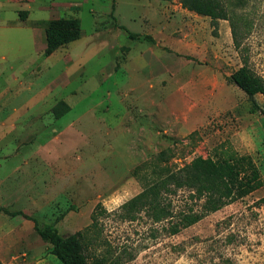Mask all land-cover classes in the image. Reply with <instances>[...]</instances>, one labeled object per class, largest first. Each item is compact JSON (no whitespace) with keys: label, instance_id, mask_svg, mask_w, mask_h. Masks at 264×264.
Returning a JSON list of instances; mask_svg holds the SVG:
<instances>
[{"label":"rangeland","instance_id":"obj_1","mask_svg":"<svg viewBox=\"0 0 264 264\" xmlns=\"http://www.w3.org/2000/svg\"><path fill=\"white\" fill-rule=\"evenodd\" d=\"M178 3L0 0V208L73 233L92 222L98 204L115 211L137 194L131 170L160 150L175 168L226 144L253 157L258 189L176 234L143 213L130 221L98 214L86 252L91 261L126 246L134 258L123 264H264V97L228 80L242 65L229 22L213 34L207 16L174 19L169 8ZM112 6L139 33L150 23L130 19L155 11L154 42L114 27ZM248 13L249 66L264 79V0H251ZM58 17H78L83 33L45 55V28ZM95 36L108 47L88 46ZM186 194L174 197L175 212ZM0 231L1 264H61L31 219L0 211Z\"/></svg>","mask_w":264,"mask_h":264},{"label":"trees","instance_id":"obj_2","mask_svg":"<svg viewBox=\"0 0 264 264\" xmlns=\"http://www.w3.org/2000/svg\"><path fill=\"white\" fill-rule=\"evenodd\" d=\"M179 1L186 10L209 17L213 34H216L220 20L229 22L232 43L241 57L242 65L230 74L228 80L251 98L257 94L264 97V79L250 68L248 47L244 43L252 26L248 15L251 0ZM113 10L114 6L110 13L114 27L128 38L133 41L154 42L151 35L132 31L121 24L113 15ZM81 34V21L78 17L51 19L45 28L44 54L53 53L64 44L77 40ZM197 132L194 130L188 136ZM167 162L166 151L160 150L153 158L136 165L131 173L141 184V190L115 211H107L98 204L91 215L92 222L73 233L61 234L54 222L39 221L22 211H8L4 208H0V211L11 216L21 214L31 219L34 231L49 245V252L61 264H123L134 258V253L126 249V246L116 255L107 251L89 260L86 251L90 238L87 236L99 232L98 214H113L120 220L130 221L143 213L153 223L166 221L168 225L165 230L169 234H176L207 214L243 198L258 189L263 182L253 157L226 144L214 147L212 155L196 156L180 167H171ZM179 190L187 191L185 207L175 212L173 200ZM258 203L264 204V195L258 199Z\"/></svg>","mask_w":264,"mask_h":264},{"label":"crops","instance_id":"obj_3","mask_svg":"<svg viewBox=\"0 0 264 264\" xmlns=\"http://www.w3.org/2000/svg\"><path fill=\"white\" fill-rule=\"evenodd\" d=\"M147 2H149V0H147ZM156 4L159 5V3H157V1H156ZM169 9L172 10V13L171 14H172V16H173L174 19H177L178 18L177 17V16H179L178 13H181L182 14V12H184V11L191 12V11H188L185 8H183L180 3H178V5L171 4V7ZM177 9H179V10H177ZM143 10L144 9H141V12L140 13H136L135 17L134 18H131L130 21L135 23V22H137L139 20L141 22H143V21L145 22V20H146L147 22H145V23H148L149 22L151 24V25L149 24V28H152V29L150 30V32L145 31L144 33L151 35L155 39V30L157 29V27L152 26L153 19H155V16H154V12L155 11H153L151 9V10L148 11V14L146 13L147 15H143ZM143 18H144V20H143ZM164 28H166L165 27V24H164ZM132 31H135V30H132ZM151 32H153L154 34H151ZM108 45H109V43H108L107 40L103 41V40H101L97 36H95L93 38H90V40H88V46H90L91 48H94V49H96V48H100V49L101 48H105V47H108ZM100 49H98L97 52ZM3 234L4 233L0 231V239L3 238ZM1 243H2V241L0 240V252L3 251V247L1 246Z\"/></svg>","mask_w":264,"mask_h":264}]
</instances>
